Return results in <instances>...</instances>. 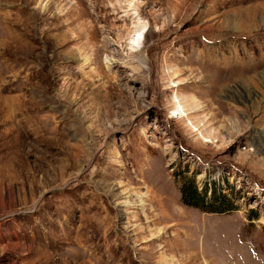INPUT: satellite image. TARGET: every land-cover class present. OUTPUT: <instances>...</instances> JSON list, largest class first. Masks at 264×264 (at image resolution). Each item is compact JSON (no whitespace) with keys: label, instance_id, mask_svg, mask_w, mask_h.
I'll return each instance as SVG.
<instances>
[{"label":"rangeland","instance_id":"rangeland-1","mask_svg":"<svg viewBox=\"0 0 264 264\" xmlns=\"http://www.w3.org/2000/svg\"><path fill=\"white\" fill-rule=\"evenodd\" d=\"M0 264H264V0H0Z\"/></svg>","mask_w":264,"mask_h":264},{"label":"trees","instance_id":"trees-1","mask_svg":"<svg viewBox=\"0 0 264 264\" xmlns=\"http://www.w3.org/2000/svg\"><path fill=\"white\" fill-rule=\"evenodd\" d=\"M182 175L180 191L185 204L199 208L204 212L219 214L231 213L239 209L231 194L225 192L215 180L206 179L200 185L196 179L197 173L192 176ZM251 212L250 219L259 218L255 209H252Z\"/></svg>","mask_w":264,"mask_h":264},{"label":"bare ground","instance_id":"bare-ground-1","mask_svg":"<svg viewBox=\"0 0 264 264\" xmlns=\"http://www.w3.org/2000/svg\"><path fill=\"white\" fill-rule=\"evenodd\" d=\"M181 2L178 3V6ZM183 3V2H182ZM181 6V5H180ZM177 7V6H176ZM183 7V6H182ZM171 8V7H170ZM173 8V7H172ZM178 8V7H177ZM181 8V7H180ZM178 10V9H177ZM179 12V10L177 11ZM142 29H140L139 31H137L134 35H133V41H132V44L133 46H136V47H140L141 46V43L144 41V37H145V33L147 32V27L144 26V27H141ZM106 64H107V67L111 69L112 65H114L113 63V60H107L106 61ZM105 74V73H104ZM102 75V74H101ZM113 78V77H112ZM109 79V78H108ZM106 80V79H105ZM117 86V85H116ZM178 111L179 112H182L183 113V110H182V106L179 105L178 106ZM30 110H25V113H29ZM45 136V135H44ZM152 200V199H151ZM145 201V200H144ZM148 203V202H147ZM152 204V203H151ZM141 205L145 207V203L143 201H141Z\"/></svg>","mask_w":264,"mask_h":264}]
</instances>
